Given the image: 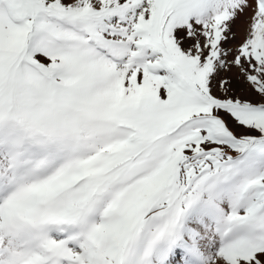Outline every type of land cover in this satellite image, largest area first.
<instances>
[{
	"label": "snow or ice",
	"instance_id": "1",
	"mask_svg": "<svg viewBox=\"0 0 264 264\" xmlns=\"http://www.w3.org/2000/svg\"><path fill=\"white\" fill-rule=\"evenodd\" d=\"M0 264H264V0H0Z\"/></svg>",
	"mask_w": 264,
	"mask_h": 264
},
{
	"label": "rangeland",
	"instance_id": "2",
	"mask_svg": "<svg viewBox=\"0 0 264 264\" xmlns=\"http://www.w3.org/2000/svg\"><path fill=\"white\" fill-rule=\"evenodd\" d=\"M246 17H241L237 21L234 22L233 24V32L235 33V38L230 41L231 44H238L243 38L246 30ZM241 85L238 83L235 84V88L237 91L240 90ZM237 131H242V130H237Z\"/></svg>",
	"mask_w": 264,
	"mask_h": 264
}]
</instances>
